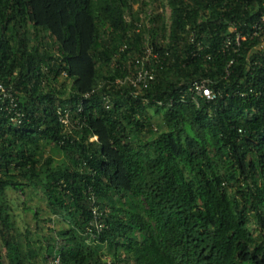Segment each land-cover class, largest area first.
<instances>
[{
    "label": "trees",
    "instance_id": "16d2710c",
    "mask_svg": "<svg viewBox=\"0 0 264 264\" xmlns=\"http://www.w3.org/2000/svg\"><path fill=\"white\" fill-rule=\"evenodd\" d=\"M263 14L264 0H0V83L23 113L0 97V264H264ZM146 41L173 61L136 98L115 81ZM203 79L220 95L197 104ZM33 189L67 224L46 244L9 203Z\"/></svg>",
    "mask_w": 264,
    "mask_h": 264
},
{
    "label": "built area",
    "instance_id": "2783aa9c",
    "mask_svg": "<svg viewBox=\"0 0 264 264\" xmlns=\"http://www.w3.org/2000/svg\"><path fill=\"white\" fill-rule=\"evenodd\" d=\"M171 10L169 7L160 9V12L163 14ZM146 22V20H145ZM148 22V19H147ZM137 26V31H140L143 23L138 22L135 24ZM253 35L261 37L263 42L262 46L264 45V14L253 24ZM236 35L237 45L239 44L240 40H244L246 35L240 33L236 26H233V31ZM229 44V38L228 42ZM228 44L226 47H228ZM127 49V44L122 47V52ZM210 58V57H208ZM173 59H170V53L167 51H162L161 49L154 47L149 41H146L140 51L124 61V68H126V74L117 77L116 83L120 85H127L132 88V95L136 98L140 96L143 91H146L151 86V83L156 78V73L158 69H163L169 64ZM227 75H229L228 70L226 71ZM188 91L191 93L193 100L199 104V98H203L207 101H213L218 98L220 95L219 90H215L208 85V82L203 79L201 81H195L192 85L189 86ZM242 97L245 94H240ZM0 97H3V101L7 99L9 104L7 105L6 109L13 112L12 118L15 121L20 122L22 117V112L18 108V97H16L13 92L6 88L4 84L0 83ZM109 107V105L107 106ZM82 110V107L79 108V111ZM60 121L67 127H77L80 126V122L78 118L73 119L70 112L65 110L59 111ZM92 200V211H93V219L91 221V225L88 227V234H91L90 237L97 238V236L104 230L105 224L101 221L102 211L95 205V195L92 192L90 197ZM47 264H61V257L60 255H54L53 258ZM110 264V262H109Z\"/></svg>",
    "mask_w": 264,
    "mask_h": 264
},
{
    "label": "rangeland",
    "instance_id": "374dc122",
    "mask_svg": "<svg viewBox=\"0 0 264 264\" xmlns=\"http://www.w3.org/2000/svg\"><path fill=\"white\" fill-rule=\"evenodd\" d=\"M164 2V1H163ZM165 3V2H164ZM166 4V3H165ZM138 4L135 5V8H138ZM148 8V7H146ZM166 10V7H164ZM169 11H166V23H167V29H169ZM162 121V118L160 116L155 117V122L160 123ZM157 125V124H156ZM47 155H49V151L47 150ZM61 158V156H56V158ZM27 194V200L24 201L25 198L22 194L19 192H16L14 190H10L8 192L9 197V203L12 207V213L14 216V220L16 224L20 227L22 231L26 229V227H29L32 231H35V228L37 227V224L40 225V231L35 232L33 234L32 239L36 240L39 238L40 240H43V243L46 244L45 237L49 238L51 235H56V231L60 230L61 228H65L67 224H65L59 216H54L53 213L49 210L47 206V200L45 195L43 194L42 190H31L28 191ZM33 210H39V220L37 223V220L34 218ZM52 215V218L54 221L48 220L49 216ZM55 229L56 231H50L48 228ZM254 230L255 228L252 227ZM51 232V233H50ZM37 234V235H35ZM3 257H5V250H3Z\"/></svg>",
    "mask_w": 264,
    "mask_h": 264
}]
</instances>
